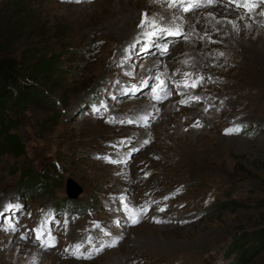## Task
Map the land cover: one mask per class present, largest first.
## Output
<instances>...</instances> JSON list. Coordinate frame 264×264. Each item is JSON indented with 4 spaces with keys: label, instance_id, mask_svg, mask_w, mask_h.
Returning <instances> with one entry per match:
<instances>
[{
    "label": "rangeland",
    "instance_id": "374dc122",
    "mask_svg": "<svg viewBox=\"0 0 264 264\" xmlns=\"http://www.w3.org/2000/svg\"><path fill=\"white\" fill-rule=\"evenodd\" d=\"M184 4L0 0V19L15 25L0 49L19 60L59 55L61 70L45 99L6 110L26 155L0 147V213L11 216L0 220V264H264V249L244 262L226 255L242 232L264 228V0L250 12L229 0ZM160 28L180 34L147 35ZM157 74L171 93L159 101ZM43 172L52 177L38 183ZM68 178L83 187L78 198L67 197ZM121 195L147 206L138 223ZM63 199L70 205L53 213Z\"/></svg>",
    "mask_w": 264,
    "mask_h": 264
},
{
    "label": "trees",
    "instance_id": "16d2710c",
    "mask_svg": "<svg viewBox=\"0 0 264 264\" xmlns=\"http://www.w3.org/2000/svg\"><path fill=\"white\" fill-rule=\"evenodd\" d=\"M13 18L3 16L0 19V39L10 37V32L14 29ZM59 55H51L49 57H41L40 60H28L25 58L19 60L13 54L6 52L4 49H0V130L3 132L0 147H4L6 152L11 153L15 157H21L26 155V148L19 139V136L11 131V121L6 116V110L9 105H15V107H21L31 100L36 98H46L49 91L52 89V85L47 84L50 79L55 82L60 74V67H57V61ZM58 69V70H57ZM24 74H29L35 82L21 81L20 78ZM28 80V79H27ZM42 83L40 87L38 84ZM55 169V165L53 166ZM50 172V171H49ZM26 174V172H24ZM29 175V173H27ZM40 180L43 178H50L52 174L42 173L37 175ZM50 176V177H49ZM24 177V175H23ZM37 178L35 180H37ZM34 180V179H33ZM34 180V181H35ZM52 183H55V179H51ZM43 183V182H41ZM32 187V184H31ZM69 206V200L63 199L58 204L57 208ZM71 207L76 208L73 204ZM264 249V228L253 231L246 234L242 232L239 236L234 238L227 246L226 255L237 253L239 258H242V262L252 254L255 250L260 251Z\"/></svg>",
    "mask_w": 264,
    "mask_h": 264
},
{
    "label": "snow or ice",
    "instance_id": "6c2138e0",
    "mask_svg": "<svg viewBox=\"0 0 264 264\" xmlns=\"http://www.w3.org/2000/svg\"><path fill=\"white\" fill-rule=\"evenodd\" d=\"M214 2H215V0H206V3L208 5H212ZM229 2L232 3V4H235L238 7H243L244 9H246L249 12L252 11L257 6V0H243L242 3H241V0H229ZM176 3H177V0H169L170 6H173ZM200 6H201V0H185V4L183 6V11L184 12H188L192 8H194V7L198 8ZM261 15H264V12H262ZM146 20H147V13H142L139 26L143 27L145 25V23H146ZM151 24L153 26V29H155L156 28L155 19H153V21H151ZM162 34H180V33L178 31L175 32V33H172V32H169L168 29H164V28H160L159 31H155L154 30V31H149L147 33L148 36L162 35ZM156 47L160 48L161 45H156ZM162 51L166 52L167 48H163ZM184 75L186 77L189 76L188 73H185ZM155 79L158 81V83L150 85L151 91H152V99L156 100V101H159L161 99L166 98L171 93L168 92L167 86L165 84V81L160 77L159 74L156 75ZM202 79H203V77L196 76L195 79L192 80V82H191V87L192 88H196L197 87V81H200ZM183 83H184L185 87L189 86L188 81H184ZM145 86H149L148 85V81L147 80L141 81L139 87L143 88ZM177 86H179V82L177 83ZM191 99L198 101L200 99V97L193 96V97H191ZM180 103H187V101L181 100ZM93 108H94V111H100L101 109L106 110V106L103 104V102L100 103V107L99 108H97L96 106H93ZM140 119L143 120L145 122V124H146L147 120H148V115L147 114L141 115ZM194 126H199L198 122ZM239 130L240 129L238 127H236V128H232V129H225V132L226 133L227 132H231V131H237L238 132ZM146 142L147 141H145V143ZM103 159L108 160V162H110V163L114 162V161L111 160L110 157H107V156L103 157ZM145 175H147V173H145ZM120 201H121V203H123V207H124L125 212L128 215V219L132 223H138V215L140 213L146 212L148 210L147 206H145L144 208H141V209H137V208H135L133 206L128 205L127 203H124V196L123 195L120 196ZM19 207H20L19 205H13L11 203H6V204L3 205V208L5 210L16 209V208H19ZM158 210L159 211H163L164 209L160 208ZM154 219H155V217H154ZM34 231H37V239H41L42 238V234L39 232V230H34ZM48 239H49V241L54 242V238L51 236L50 233L48 234ZM114 244H115V240L113 241V245H108V246H114ZM103 247L104 246L102 245L100 248H94L92 251L98 252V251L102 250ZM75 248L78 250L80 248V245L79 244L75 245ZM81 257L85 258V259L91 258V252H89L88 254H78L77 258H81Z\"/></svg>",
    "mask_w": 264,
    "mask_h": 264
},
{
    "label": "water",
    "instance_id": "95a60500",
    "mask_svg": "<svg viewBox=\"0 0 264 264\" xmlns=\"http://www.w3.org/2000/svg\"><path fill=\"white\" fill-rule=\"evenodd\" d=\"M67 194L71 198H76L78 195L82 192L83 187L79 185L76 181H74L72 178H68L67 180Z\"/></svg>",
    "mask_w": 264,
    "mask_h": 264
},
{
    "label": "bare ground",
    "instance_id": "6f19581e",
    "mask_svg": "<svg viewBox=\"0 0 264 264\" xmlns=\"http://www.w3.org/2000/svg\"><path fill=\"white\" fill-rule=\"evenodd\" d=\"M214 11H216V12H218V13H221V14H226V16H227V18H229V19H233V18H235V16L232 14V13H230L229 11H226V9H222V8H220V7H218V8H215V10ZM208 36V35H207ZM210 39V38H209ZM160 41V40H159ZM151 59V58H150ZM153 60V59H152ZM147 63V65L148 64H150V65H154V62L152 61L151 63H149V62H146ZM146 67V66H145ZM185 100H187V99H185ZM143 113L141 112V115H142ZM8 213H10V212H7L6 213V215L8 214ZM12 215V214H11ZM13 216V215H12ZM11 217V216H10ZM0 219H1V217H0ZM19 245H17L18 247H22V243L20 244V243H18ZM23 248H24V252H26V250L27 251H29V252H33L34 254L36 253V251L34 250H32V248L31 247H29V246H26V247H24L23 246Z\"/></svg>",
    "mask_w": 264,
    "mask_h": 264
}]
</instances>
